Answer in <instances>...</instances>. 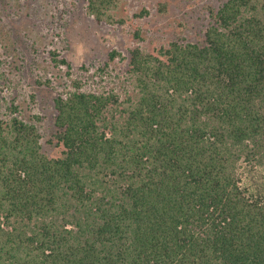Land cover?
Returning <instances> with one entry per match:
<instances>
[{"label": "trees", "instance_id": "16d2710c", "mask_svg": "<svg viewBox=\"0 0 264 264\" xmlns=\"http://www.w3.org/2000/svg\"><path fill=\"white\" fill-rule=\"evenodd\" d=\"M118 4L85 11L120 23ZM211 16L202 41L129 49L124 96L82 90L49 51L69 81L62 149L46 156L35 123L0 117V264H264V0Z\"/></svg>", "mask_w": 264, "mask_h": 264}, {"label": "rangeland", "instance_id": "374dc122", "mask_svg": "<svg viewBox=\"0 0 264 264\" xmlns=\"http://www.w3.org/2000/svg\"><path fill=\"white\" fill-rule=\"evenodd\" d=\"M224 1L119 0L112 14L123 21L111 24L88 15L86 0H0V43H9L0 50L9 56L0 63V117L17 115L35 123L42 152L60 155L54 97L67 90L69 81L64 66L52 64L51 49L69 62L82 90L113 89L124 96L132 88L129 49L156 52L173 40L202 41L211 13ZM143 10L147 13L136 15ZM111 51L118 54L110 58Z\"/></svg>", "mask_w": 264, "mask_h": 264}]
</instances>
